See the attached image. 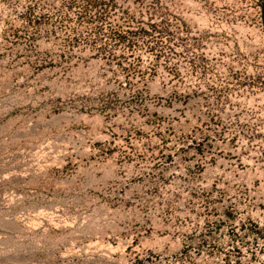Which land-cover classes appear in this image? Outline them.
Returning <instances> with one entry per match:
<instances>
[{"label": "rangeland", "instance_id": "374dc122", "mask_svg": "<svg viewBox=\"0 0 264 264\" xmlns=\"http://www.w3.org/2000/svg\"><path fill=\"white\" fill-rule=\"evenodd\" d=\"M0 264H264V0H0Z\"/></svg>", "mask_w": 264, "mask_h": 264}]
</instances>
